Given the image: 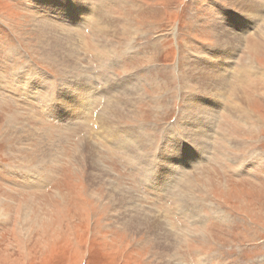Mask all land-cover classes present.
Wrapping results in <instances>:
<instances>
[{
	"label": "rangeland",
	"instance_id": "1",
	"mask_svg": "<svg viewBox=\"0 0 264 264\" xmlns=\"http://www.w3.org/2000/svg\"><path fill=\"white\" fill-rule=\"evenodd\" d=\"M35 1L0 0V264H264V36L257 33L264 18L252 27L245 25L243 44L221 62L229 84L214 96L209 89L200 90L205 79L196 83L186 73L201 64L198 55L217 51V31L209 27L218 26L233 0H65L68 6L74 1L89 6V15L81 16L76 27L68 26L60 4L61 13L47 15ZM240 8L252 23L254 16ZM260 9L262 17L264 6ZM100 13L108 21L96 25ZM45 15L63 24L62 38L68 30L78 39L68 59L73 66L58 58L44 60L36 47L33 22ZM75 18L71 22H77ZM101 24L108 33L98 32ZM227 27L221 34H231ZM127 56L132 58L120 67H110L113 60ZM248 60L255 64L253 75L243 70ZM136 72L141 98L117 124L129 137L141 135L145 145L126 152L105 140L101 144L95 121L108 110L107 85ZM21 73L23 82L18 79ZM41 73L87 77L95 87L85 92L96 93L89 102L83 90L69 83L56 103L45 106L47 92L33 95L28 87ZM49 83L55 88L54 81ZM236 94L249 97V120L239 122L232 114L229 103ZM65 96L75 102L72 120L64 117ZM125 98L121 92L120 101ZM188 99L195 107L191 103L186 122ZM196 133H201L198 138ZM89 136L103 146L98 151L107 170L101 176L106 181L114 176L117 182L108 179L110 185L139 195L136 204L124 209L148 211L149 218L155 214L173 222L179 235L171 251L157 244L162 234L120 223L130 216L105 199L108 182L87 181V163L74 153ZM163 137L176 142L183 137L187 152L171 155L173 177L157 185L155 166ZM180 205L187 206L186 213L180 212Z\"/></svg>",
	"mask_w": 264,
	"mask_h": 264
},
{
	"label": "bare ground",
	"instance_id": "2",
	"mask_svg": "<svg viewBox=\"0 0 264 264\" xmlns=\"http://www.w3.org/2000/svg\"><path fill=\"white\" fill-rule=\"evenodd\" d=\"M49 3L46 2H42V1H35V4L37 8H41V10L45 13L48 14H54V13H58L60 11L67 13L69 16L73 17L76 19L77 22H71V26L72 27H76L79 23L82 22L81 16H85V15H89L90 9L88 5H85L84 3H73V5H66L64 3L65 0H61L59 1V3H56L55 0H45ZM229 1V0H228ZM263 0H233V1H229V4L232 5L229 7L228 10H224L225 13H223V15H221V21H227V28L228 30L231 32L230 35H224L221 34L223 29L226 28H221L220 26V22L216 23L218 26H216L215 24H213V26L209 27V30L211 31H215L216 33V43L215 47H217V51L214 53H211V51L208 52V55L201 58L200 55L199 58L203 59L202 61H198L199 65H197V67H193L187 70V79L188 78H192L193 77V81H196V83H198V79L199 81H202L203 79H205V83L204 85H199L200 90H202V87L206 90L209 89V92L212 93V95L214 96H218L217 91L218 89H225L228 87V80H226V78L229 76V74L226 76L224 75L223 69H225L224 66L221 65V62L225 61L230 55H233L237 44L239 43V47L241 46V44H243V39L241 40V36L243 37L244 33H245V29L248 27H252V24L256 21H260V18H264V14L262 17L259 16V13L261 11H263L262 9H260V7L264 6V3L262 2ZM58 2V1H57ZM236 3L239 5L236 8ZM260 3V4H259ZM263 3V5H262ZM50 7V9L52 8V10H48L46 5ZM59 4H60V11H59ZM69 4V3H68ZM88 6V7H87ZM240 7L249 10V15L251 14L252 18L254 16V19L249 22L248 17L243 16V14H241V9ZM233 10V11H231ZM248 12V11H247ZM42 13V12H41ZM61 13V12H60ZM234 14V18L233 17ZM42 15V14H41ZM44 15V14H43ZM39 16L38 20L33 22V29H35L34 31L36 32V39H37V46L38 50H40L43 54V56L45 58H43L44 60H50L53 61L55 58H58V60L61 63H65V62H69L70 67L71 65L73 66V60H68L70 58H73V55L75 54V48H76V40H78L76 38L75 35H73L71 32L64 31L65 34H63V36L65 35L64 38H62L61 34L59 33V30L62 26H60V24L58 25L57 23H54L53 21L51 22V18L50 16ZM102 13L97 14V19L95 20V24L98 25L102 22H107L108 20L104 17L101 16ZM52 16V15H51ZM57 16V15H54ZM37 17V16H34ZM90 17V16H89ZM258 17V18H257ZM61 19V18H60ZM88 19V18H87ZM257 19V20H256ZM55 20V19H54ZM81 20V21H80ZM26 21V20H25ZM59 22H61L62 20H59ZM68 21V20H67ZM75 21V20H74ZM126 20L123 19L124 23ZM233 21V22H232ZM32 22V21H31ZM63 22V21H62ZM66 23V22H65ZM68 23V22H67ZM85 23V21H84ZM112 23H108L107 27L110 28ZM225 24V23H224ZM256 24V23H255ZM261 24V23H260ZM75 25V26H74ZM83 25V24H81ZM114 25V24H113ZM226 25V24H225ZM245 25L247 26L245 28ZM115 26V25H114ZM234 26V27H233ZM260 26V25H259ZM116 27V26H115ZM213 27V28H211ZM231 28H233L234 30H232ZM259 27L254 28L257 29ZM261 28V27H260ZM260 28L257 29L259 31H257L258 34H261L262 36H264V21H263V26L260 31ZM67 29V28H66ZM236 29V30H235ZM238 29V30H237ZM63 30V29H61ZM98 32H102V33H108L106 31V27H104L102 24L101 26H98ZM96 30V31H97ZM225 30V29H224ZM30 31V30H29ZM123 31H125L124 26L123 29L120 31V33H124ZM213 31V32H214ZM63 32V31H62ZM44 34H46V36H44ZM256 34V33H255ZM82 35V34H81ZM103 35V34H102ZM101 35V36H102ZM44 36V37H43ZM80 36V35H79ZM116 36V35H115ZM259 36V35H258ZM122 37V36H121ZM213 37V36H212ZM261 37V36H260ZM109 38V37H108ZM251 38V37H250ZM253 38V37H252ZM257 38V37H256ZM262 38V37H261ZM25 39V37H24ZM92 39V38H91ZM106 39V38H105ZM74 40V41H72ZM81 40V38H80ZM247 41V39L245 40ZM81 42V41H79ZM104 44V43H103ZM245 44V43H244ZM258 44V42H257ZM263 44V43H262ZM83 46V45H82ZM251 46L250 43L246 42V47ZM260 46V45H259ZM214 47V46H213ZM19 48V47H18ZM252 49V48H251ZM257 49V48H256ZM260 49V48H259ZM13 51V50H12ZM35 51V50H34ZM237 51V50H236ZM260 52V51H259ZM261 53V52H260ZM201 54V53H199ZM238 54V53H237ZM247 54V53H246ZM249 54V53H248ZM255 54V52H254ZM257 55V54H256ZM234 56V55H233ZM8 57V56H7ZM211 57V58H210ZM215 61H213L214 59ZM231 58V57H230ZM248 59V58H246ZM250 59V58H249ZM197 60V59H196ZM77 61V60H76ZM220 61V63H219ZM249 62H247V66L248 67H244L243 70L244 72H248L250 74H252V71L255 72V64L252 63L250 60H248ZM222 66V68H221ZM74 68H76V66H74ZM232 68V67H230ZM252 69V71H251ZM72 70V69H71ZM190 70V71H189ZM217 70V71H216ZM240 70V69H239ZM260 70V69H259ZM31 71V70H29ZM226 71V70H225ZM261 71V70H260ZM37 72V71H36ZM60 72V71H59ZM227 72V71H226ZM230 72V71H229ZM45 74V73H44ZM193 74V75H191ZM199 74V75H198ZM245 75V74H244ZM253 75V74H252ZM246 77V76H245ZM231 78V77H230ZM243 79L242 77H239V79ZM242 80V82H243ZM245 81V80H244ZM138 82L136 80H133L132 82L125 84L123 87L116 89V90H112V91H108L109 94V98L106 100V108L108 107L107 112L100 118L97 119L99 122L95 121V127H96V131L98 132L99 137L98 140L100 139L101 144L103 143V141H107L109 144L113 145V146H118L121 149H123V151L126 152H131L133 148H140L143 147L145 145V140L140 139L141 135L138 137L135 136L133 133L130 135V137L125 133V131H118L119 129H122L118 126L117 121H121V119H123L124 117H127L126 115L129 113H131L132 107L133 105L139 100V98H141L140 93L141 90L138 88ZM231 84V83H230ZM112 84H108L107 85V89H109L111 87ZM197 85V84H196ZM241 85V84H240ZM17 86V85H16ZM8 87H10L8 85ZM7 88V87H6ZM22 88V87H21ZM27 89V88H26ZM24 90V89H23ZM215 90V91H213ZM67 91V90H66ZM199 91V90H198ZM64 92V90H63ZM73 92V91H72ZM121 92L124 93V95L126 96V98L123 101H120V96H121ZM247 92V91H246ZM3 93V92H2ZM0 93V94H2ZM25 93V92H24ZM66 93V92H65ZM79 93V92H78ZM96 93V92H95ZM95 93L91 94L90 92H85L84 94H87L86 98L87 101L90 102V100L93 98V96L95 95ZM209 93V94H210ZM67 94V93H66ZM70 94V92H69ZM68 94V95H69ZM198 94V93H197ZM196 94V96H197ZM232 94V93H231ZM245 94V93H244ZM4 95V94H3ZM233 95V94H232ZM247 95V94H246ZM245 95V96H246ZM250 95V94H249ZM248 95V96H249ZM80 96V95H79ZM83 96V95H82ZM2 97V96H1ZM6 97V96H5ZM30 97V96H29ZM195 96L192 95L191 99L193 100ZM76 98V96H75ZM224 98V97H223ZM249 98V97H248ZM248 98L244 97L243 95H239L236 94L235 97V101L232 99V102L229 103L230 106L233 108L232 114L233 112L236 113L234 114V116L236 117V120H238L239 122L245 119L249 120V109H247V106H249V100H247ZM8 100V99H7ZM189 100V101H188ZM187 100V103L184 106L185 112L183 113V120H185L186 122L189 121L190 117L188 118L187 115L190 114V109H188L191 106V101L190 99ZM196 100V99H195ZM5 101V99H4ZM61 101L63 102L62 105L64 106V113H66V115H64V117L66 119H71L70 116L75 110V108L73 107L75 102L73 99H67V96H65L63 99H61ZM199 101V100H198ZM1 102V101H0ZM86 102V101H85ZM194 103V102H193ZM192 103V104H193ZM199 103V102H198ZM205 103V102H204ZM215 101H213V99H209L208 104H214ZM224 103V102H223ZM84 103H81V106ZM92 104V103H91ZM220 104V103H219ZM228 104V103H227ZM203 105V104H202ZM206 106V105H205ZM228 106V105H227ZM84 107V106H83ZM195 107V103L191 106V108ZM86 108V107H85ZM198 108V107H197ZM196 108V109H197ZM213 108V107H212ZM219 108V107H218ZM217 108V109H218ZM103 109V108H102ZM188 109V110H187ZM199 109V108H198ZM81 110V108H80ZM106 110V109H105ZM211 110V109H210ZM220 110V109H219ZM52 111V110H51ZM103 111V110H102ZM189 111V112H188ZM198 111V110H197ZM225 111V110H224ZM229 113V111H227ZM83 112H78L77 113V117ZM54 114V113H53ZM100 114V113H99ZM98 114V115H99ZM204 114V113H203ZM231 114V113H230ZM101 115V114H100ZM210 115V114H209ZM212 115V114H211ZM210 115V116H211ZM251 115V114H250ZM7 117V116H6ZM199 117V116H198ZM82 118V117H81ZM210 118V117H209ZM208 118V119H209ZM194 119V118H193ZM207 119V118H206ZM254 119V118H253ZM72 120V119H71ZM77 120V119H76ZM200 120V119H199ZM6 121V120H5ZM194 121V120H193ZM197 122V121H196ZM199 122V121H198ZM249 123V122H248ZM199 124V123H198ZM205 124V123H204ZM211 125V124H210ZM34 126V125H33ZM193 126V124H192ZM204 127V126H203ZM193 128V127H192ZM197 128V126H196ZM209 128V127H208ZM250 128V127H249ZM21 129V128H20ZM130 129V128H129ZM202 130V129H201ZM205 130V129H204ZM127 131V130H126ZM185 131V130H184ZM130 132H132L130 130ZM134 132V131H133ZM205 133V131H204ZM204 133H202V135L204 136ZM136 134V133H135ZM169 134H171L173 136V133L170 132ZM201 134V133H200ZM199 133H196L197 138L200 135ZM208 134V133H207ZM170 135V136H171ZM188 135V134H187ZM194 135V134H193ZM212 135V134H211ZM91 136V135H90ZM90 136L89 139H86L85 141L81 142L80 146H79V152H75V158L76 156H80L79 157V162H81L82 160H85V162L87 163V171H88V177H87V181L89 182H111L110 180H114L115 184H116V180L111 176L112 179L107 181L101 176L102 172L104 171V169H106L107 167H105V163L101 160L100 158V153L98 150H100L102 147L100 144H94L96 142H94V140H90ZM223 136V135H222ZM88 137V136H87ZM127 137V138H126ZM165 137V136H164ZM163 137V141H162V146L159 150V154H158V165L159 166H155V176L154 178L156 179V184H166L169 183L173 177V166H171L169 164V159L172 160V156L171 155H179V154H184L185 152H187L186 147H184V149L182 151L176 152V151H172L171 150V146L174 145L175 143H177L175 140L171 139L166 141V139H164ZM195 137V136H194ZM229 137V136H227ZM150 138V137H149ZM188 138V137H187ZM224 139V138H223ZM229 139V138H228ZM231 139V137H230ZM234 139V138H233ZM232 139V140H233ZM148 140V139H147ZM210 141V140H209ZM229 141V140H228ZM98 142V141H97ZM147 142V141H146ZM47 143V142H46ZM235 143V142H234ZM201 144V143H199ZM208 144V142H207ZM161 145V144H160ZM203 145V144H201ZM228 145V144H227ZM232 145V144H231ZM148 146V145H147ZM230 146V145H229ZM209 147V146H208ZM205 148V146L203 147ZM207 148V147H206ZM210 149V148H209ZM208 149V150H209ZM105 150V149H104ZM109 150V149H108ZM107 151V150H106ZM138 151V150H137ZM117 152V151H116ZM226 152V151H225ZM54 153V152H53ZM137 153V152H136ZM140 153V152H139ZM142 153V152H141ZM140 153V154H141ZM208 154V153H207ZM205 153V155H207ZM139 155V154H138ZM204 155V154H203ZM226 155V154H225ZM233 155V154H232ZM229 156V155H228ZM123 157V156H122ZM132 157V156H131ZM140 157V156H139ZM74 158V157H73ZM74 158V159H75ZM50 159V158H49ZM230 159V158H229ZM81 160V161H80ZM86 167V166H85ZM85 170V169H84ZM107 170V169H106ZM157 170L159 171L157 174ZM111 172V171H110ZM108 173V172H107ZM85 177V176H84ZM162 179V180H161ZM165 179V181L163 180ZM170 180V181H169ZM105 181V182H104ZM155 182V180H154ZM113 185H108L107 187V193L105 194V199H112V204L113 206H115L117 209H124V207L128 206L129 204H136L137 200H138V194H134L131 191H129L128 188L126 189H116L117 186L115 187L114 184ZM38 184V183H37ZM155 184V185H156ZM121 186V185H120ZM126 186V185H125ZM134 187V186H133ZM155 187V186H154ZM161 187V186H160ZM182 187V186H181ZM198 188V186H196ZM125 188V187H124ZM183 188V187H182ZM194 188V187H193ZM205 188V187H204ZM136 189V188H135ZM157 189V188H155ZM154 189V190H155ZM161 189V188H160ZM163 189V188H162ZM199 189V188H198ZM203 190V189H202ZM186 192V191H185ZM136 193V192H135ZM182 193V192H181ZM186 195V194H185ZM143 197V196H142ZM185 198V196H183ZM141 198V197H140ZM187 198V197H186ZM185 198V199H186ZM107 201V200H106ZM59 202V201H58ZM185 203V202H184ZM126 205V206H125ZM145 206V205H144ZM182 205H180L179 207L181 208ZM134 207V206H133ZM184 211H180V212H185L187 211V209H185L184 207H187L185 205L182 206ZM130 209V207H129ZM129 209H124L126 211H128V213L123 212V215H128L130 216V219L127 217H122V221L120 222L123 225H126V228L129 227V229L131 230H151L150 232H155V235L158 234H162L164 236V238L160 237L157 241V244H159L160 242V247H163V249L168 248L167 250L171 251L172 247L175 244L176 240H177V236L179 235L177 232V229H175L176 227H173L170 221L166 219L164 220L163 218L161 219V217L155 214H151V218H149V216L147 217L146 214L148 213V211H143V210H129ZM182 209V208H181ZM155 210V209H154ZM159 210V209H158ZM131 211V212H129ZM190 212H188V215L192 218L194 216L192 209L189 210ZM167 213V212H166ZM186 213V212H185ZM184 213V214H185ZM165 218V217H164ZM118 225V224H117ZM175 225V224H174ZM122 226V225H121ZM123 227V226H122ZM125 228V226H124ZM143 228V229H142ZM128 230V229H127ZM185 231L187 234H195L192 230L186 229ZM184 233V230H183ZM187 236V235H186ZM182 237V235H181ZM184 237V236H183ZM196 237V236H195ZM200 238V237H199ZM163 239V241H162ZM179 239V238H178ZM180 240V239H179ZM162 241V242H161ZM187 241V240H186ZM171 244V245H170ZM172 257V256H171ZM150 258V257H149ZM178 258V257H177ZM176 259V258H175ZM177 260V259H176ZM206 261V260H205ZM178 262V261H177ZM176 262V263H177ZM181 262V261H180ZM183 263V262H182ZM172 264H174L172 262ZM203 264H205L203 262Z\"/></svg>",
	"mask_w": 264,
	"mask_h": 264
},
{
	"label": "snow or ice",
	"instance_id": "3",
	"mask_svg": "<svg viewBox=\"0 0 264 264\" xmlns=\"http://www.w3.org/2000/svg\"><path fill=\"white\" fill-rule=\"evenodd\" d=\"M221 28L226 27V25L223 23V21L220 22ZM132 56H127L125 59H115L111 63L110 67H120L123 63L126 62L127 59H131ZM139 72H136L133 75L127 76L123 79H118L114 84L111 85L108 91L116 90L121 87H123L125 84L132 82L136 79V77L139 75ZM41 79L40 80H31L28 82L29 91L35 95L39 91L47 92V100L42 101V103L45 106L51 105L56 103L61 94L62 90L65 88L66 85L71 83L74 87H77L83 91H89L90 88H94L95 85L91 84L89 79L87 77H78V76H70L67 78H54L48 75H45L43 73L40 74ZM18 79L23 82L24 76L23 73L20 74ZM55 82V88L51 87V84L49 82ZM118 131H126L125 129H119ZM186 146L185 140L183 137L179 138V141L171 146L172 151H182L184 147Z\"/></svg>",
	"mask_w": 264,
	"mask_h": 264
},
{
	"label": "crops",
	"instance_id": "4",
	"mask_svg": "<svg viewBox=\"0 0 264 264\" xmlns=\"http://www.w3.org/2000/svg\"><path fill=\"white\" fill-rule=\"evenodd\" d=\"M68 17H69V23H68V26L71 27V25H72V24H71V21H72L74 18L71 17V16H69V15H68ZM60 25H61V24H60ZM74 26H75V25H74ZM62 27H64L63 24H62Z\"/></svg>",
	"mask_w": 264,
	"mask_h": 264
}]
</instances>
